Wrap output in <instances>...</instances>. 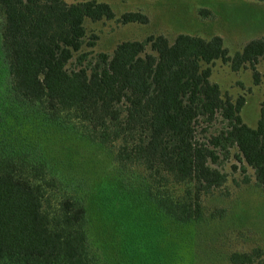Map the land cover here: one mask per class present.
Masks as SVG:
<instances>
[{
	"label": "trees",
	"instance_id": "obj_1",
	"mask_svg": "<svg viewBox=\"0 0 264 264\" xmlns=\"http://www.w3.org/2000/svg\"><path fill=\"white\" fill-rule=\"evenodd\" d=\"M0 17V264H102L91 250L87 206L32 139L40 126L71 128L103 145L122 174L143 170L142 196L177 227L203 218L205 196L227 181L219 164L231 155L264 190V100L249 126L245 96L224 95L210 66L249 65L258 84L264 37L233 56L219 35L186 33L173 42L162 34L122 41L92 56L82 49L99 36H88L86 19L116 18L104 0H0ZM116 20L149 18L130 11ZM229 260L264 264V250Z\"/></svg>",
	"mask_w": 264,
	"mask_h": 264
},
{
	"label": "rangeland",
	"instance_id": "obj_2",
	"mask_svg": "<svg viewBox=\"0 0 264 264\" xmlns=\"http://www.w3.org/2000/svg\"><path fill=\"white\" fill-rule=\"evenodd\" d=\"M104 1L116 18L86 19L88 36H99L94 47L82 49L91 51L92 56L112 53L119 42L144 40L150 35L162 34L173 42L180 33L204 38L219 35L233 56L251 40L264 37L261 0ZM201 9L209 12L201 14ZM130 11L143 12L149 21L122 24L116 20ZM210 66L211 81L224 95L233 99L245 96L242 118L256 127L264 100V61L260 59L256 65L258 84L249 65L236 71L217 60ZM221 125L219 122L214 128ZM206 133L204 126L199 127L200 139ZM32 139L68 189L87 206L91 250L102 264H232V252L256 247L264 250V190L255 184L253 169L234 155L219 164L228 175L227 181L205 196L203 218L196 225L181 228L142 196L145 172L133 169L122 174L103 145L57 125L46 127V131L38 127Z\"/></svg>",
	"mask_w": 264,
	"mask_h": 264
}]
</instances>
